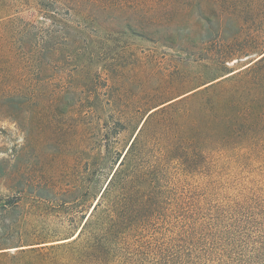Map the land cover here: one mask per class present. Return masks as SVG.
I'll return each mask as SVG.
<instances>
[{
	"label": "rangeland",
	"instance_id": "rangeland-1",
	"mask_svg": "<svg viewBox=\"0 0 264 264\" xmlns=\"http://www.w3.org/2000/svg\"><path fill=\"white\" fill-rule=\"evenodd\" d=\"M42 8L30 0L10 18L35 27L28 48H44V69L35 81L30 60V109L0 111L7 251L75 234L150 113L264 51V0H172L149 17L139 2L99 1L55 22Z\"/></svg>",
	"mask_w": 264,
	"mask_h": 264
},
{
	"label": "trees",
	"instance_id": "trees-1",
	"mask_svg": "<svg viewBox=\"0 0 264 264\" xmlns=\"http://www.w3.org/2000/svg\"><path fill=\"white\" fill-rule=\"evenodd\" d=\"M35 1L55 22L99 1L139 2L149 17L172 0ZM29 3L0 0V111L10 115L30 109V60L35 81L44 69V48H28L35 27L10 21ZM212 82L147 116L75 234L0 249V264H264V51Z\"/></svg>",
	"mask_w": 264,
	"mask_h": 264
}]
</instances>
